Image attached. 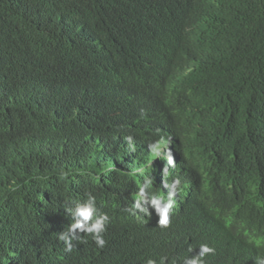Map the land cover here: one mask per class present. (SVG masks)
<instances>
[{
	"label": "trees",
	"instance_id": "obj_1",
	"mask_svg": "<svg viewBox=\"0 0 264 264\" xmlns=\"http://www.w3.org/2000/svg\"><path fill=\"white\" fill-rule=\"evenodd\" d=\"M26 1L69 19L67 39L9 30L16 47L0 56L6 92L38 72L0 111V264H183L202 243L215 249L205 264L264 257V0ZM4 13L10 29L17 16ZM161 136L182 188L170 225H158L150 202L147 213L124 207L133 230L108 226L103 248L82 233L62 259L55 229L65 205L106 186L120 210L137 169L155 181L163 162L148 145Z\"/></svg>",
	"mask_w": 264,
	"mask_h": 264
},
{
	"label": "clouds",
	"instance_id": "obj_2",
	"mask_svg": "<svg viewBox=\"0 0 264 264\" xmlns=\"http://www.w3.org/2000/svg\"><path fill=\"white\" fill-rule=\"evenodd\" d=\"M8 2L9 4H7V0H2V5L0 7V56L5 54V51L9 52L16 47L13 39L11 42L9 30L12 31L17 28L29 29L28 26L30 25V28H36L39 31L41 28H48L59 40L62 39V36L67 39V28L64 24L68 22L69 15L66 11H58L47 5L43 7L40 4H35L32 8H29L26 0H9ZM5 10L15 13L17 16L16 19L11 21L10 29L2 15ZM4 14L5 16H9L8 13ZM70 23L72 24V22ZM2 26L8 29L5 35ZM21 51L24 53V50ZM15 70L17 69H12V71ZM1 72L14 82L7 70L1 68ZM183 73H186L185 70H183ZM37 74L38 72L34 67V70L27 75L28 79H17L16 82H14L19 89L17 92H6L0 84V111L9 108L12 99L16 100L18 97L22 96L21 92L24 91V87L32 85V82L35 81L34 76ZM23 99L25 98L23 97ZM16 105L18 108H24L26 106V104H22L19 101H16ZM33 107H35V105H29L21 112L25 113L30 111ZM90 119L91 117L89 116L84 117L82 119V124L87 125L89 122L91 124L92 119L91 121ZM10 138L14 140L20 139L21 141L23 139L22 136L18 135H14ZM125 140L127 141L129 149L135 151L133 138L128 136L125 137ZM151 142L152 143L148 145L151 155L154 156L155 159L162 160L163 165L157 170L154 182L151 178V173L144 171L142 168L135 171L134 174H140L139 181L132 186L130 199L122 201L120 210L117 209V203L120 200L118 199L119 196L111 192L110 194H105L106 190L104 189H106V186L88 191L83 194L79 200L69 201L65 205L64 219L55 229V235L60 244L58 247V254L62 259L68 258V253L72 252L74 247L72 241L79 240L82 233L84 234L83 237L92 238L97 247L103 248L106 244L104 233L108 226L128 227L133 230L134 225L128 221V213L126 211L133 215H135V213H147L146 206L149 202L155 207L156 212L159 214L158 225L162 228H167L170 225L169 215L174 208V197L182 191L181 181L174 175V172L177 170L179 159L175 155L169 137L165 138L161 136L159 139ZM150 163L151 162H149L148 165H150ZM106 173L105 170L101 173L100 177H94L93 182L97 183L100 179H104ZM78 181L79 178L74 175L69 179L72 190L77 189ZM153 183L159 187V190L154 189L156 192L152 191ZM124 207L127 208L126 211L123 210ZM65 219L67 222L71 219V223L68 225L66 231L63 229L65 225L63 221ZM191 249L192 248H189V251H191ZM214 252L215 249L213 247L206 243H202L199 245L198 253L191 257H185L183 259V264H205V257L209 254H214ZM165 259L166 257L161 258V264H163ZM147 264H156V261L149 259ZM256 264H264V257H257Z\"/></svg>",
	"mask_w": 264,
	"mask_h": 264
}]
</instances>
